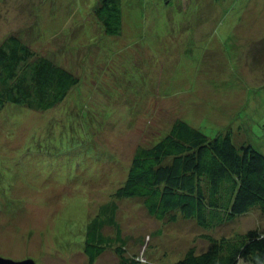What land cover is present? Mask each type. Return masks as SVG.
I'll return each instance as SVG.
<instances>
[{
  "label": "rangeland",
  "instance_id": "rangeland-1",
  "mask_svg": "<svg viewBox=\"0 0 264 264\" xmlns=\"http://www.w3.org/2000/svg\"><path fill=\"white\" fill-rule=\"evenodd\" d=\"M96 3L0 0V43L17 34L79 77L52 109L10 103L0 114V257L121 264L120 243L92 263L84 249L88 221L110 201L124 255L143 262L172 264L214 237L264 232L257 207L232 220L219 212L203 226L115 197L136 150L180 118L215 136L238 113L235 141L246 136L264 153V0H123L118 35L103 32ZM104 232L115 237V226Z\"/></svg>",
  "mask_w": 264,
  "mask_h": 264
},
{
  "label": "trees",
  "instance_id": "trees-1",
  "mask_svg": "<svg viewBox=\"0 0 264 264\" xmlns=\"http://www.w3.org/2000/svg\"><path fill=\"white\" fill-rule=\"evenodd\" d=\"M93 13L105 34H121L123 0H97ZM78 83L79 77L72 70L36 52L19 35H7L0 43V114L10 103L34 111L52 109ZM236 115L230 129L222 128L215 136L184 119L175 120L166 135L136 150L115 197L140 198L148 212L159 219L173 216L176 220L181 215L203 226L209 216L222 211L226 220L255 207L264 213V153L246 136L241 144L235 141L234 124L242 128L233 123ZM117 211V202L110 201L88 221L84 249L89 261L94 262L115 242L120 243L115 248L121 264H158L124 255L127 242ZM106 225L115 226V237L104 232ZM240 237L233 242L214 237L215 244L209 249L196 253L191 248L172 264H239L241 260L264 264V232L250 228Z\"/></svg>",
  "mask_w": 264,
  "mask_h": 264
},
{
  "label": "water",
  "instance_id": "water-1",
  "mask_svg": "<svg viewBox=\"0 0 264 264\" xmlns=\"http://www.w3.org/2000/svg\"><path fill=\"white\" fill-rule=\"evenodd\" d=\"M0 264H37L33 258H26L22 260H14L11 258L0 257Z\"/></svg>",
  "mask_w": 264,
  "mask_h": 264
}]
</instances>
